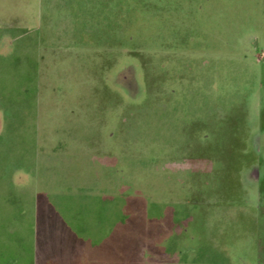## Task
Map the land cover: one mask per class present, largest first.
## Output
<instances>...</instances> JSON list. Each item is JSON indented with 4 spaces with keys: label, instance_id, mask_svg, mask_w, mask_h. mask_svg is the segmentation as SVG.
I'll return each instance as SVG.
<instances>
[{
    "label": "rangeland",
    "instance_id": "1",
    "mask_svg": "<svg viewBox=\"0 0 264 264\" xmlns=\"http://www.w3.org/2000/svg\"><path fill=\"white\" fill-rule=\"evenodd\" d=\"M36 52L48 153L26 180L13 75ZM0 101L1 209L250 230L264 257V0H0Z\"/></svg>",
    "mask_w": 264,
    "mask_h": 264
},
{
    "label": "crops",
    "instance_id": "2",
    "mask_svg": "<svg viewBox=\"0 0 264 264\" xmlns=\"http://www.w3.org/2000/svg\"><path fill=\"white\" fill-rule=\"evenodd\" d=\"M15 37L10 35L4 39L9 42ZM34 61L36 67L31 68L30 74L13 75L15 81H20L14 100L18 101L17 106L24 105V109L16 108L15 116L24 118L26 115V122L20 118L25 126L20 125V129L27 134L20 151L23 153L21 164L14 171L22 172L26 180L41 156L48 153L34 147V124L37 116L42 117L43 102L37 52ZM6 105L0 101V136L2 123H10L2 109ZM39 132L48 137L46 131ZM6 179L15 181L12 177ZM0 195V203L13 201L7 194ZM26 201L33 200L29 197ZM16 219L21 221L15 223ZM139 229L64 227L51 222L44 211L15 212L0 207V264H264L261 240L250 230L203 226Z\"/></svg>",
    "mask_w": 264,
    "mask_h": 264
}]
</instances>
